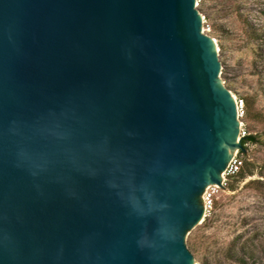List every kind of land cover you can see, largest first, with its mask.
I'll use <instances>...</instances> for the list:
<instances>
[{
  "label": "water",
  "instance_id": "water-1",
  "mask_svg": "<svg viewBox=\"0 0 264 264\" xmlns=\"http://www.w3.org/2000/svg\"><path fill=\"white\" fill-rule=\"evenodd\" d=\"M197 0H0V264H195L243 151Z\"/></svg>",
  "mask_w": 264,
  "mask_h": 264
},
{
  "label": "rangeland",
  "instance_id": "rangeland-1",
  "mask_svg": "<svg viewBox=\"0 0 264 264\" xmlns=\"http://www.w3.org/2000/svg\"><path fill=\"white\" fill-rule=\"evenodd\" d=\"M198 10L218 46L222 82L245 102L242 123L258 142L243 157L254 174L230 179L187 245L197 264H264V0H202Z\"/></svg>",
  "mask_w": 264,
  "mask_h": 264
},
{
  "label": "built area",
  "instance_id": "built-area-1",
  "mask_svg": "<svg viewBox=\"0 0 264 264\" xmlns=\"http://www.w3.org/2000/svg\"><path fill=\"white\" fill-rule=\"evenodd\" d=\"M202 0H197V6L200 5ZM237 109H238V118L241 121V136L240 138L244 141L248 136L247 132L244 129V124L242 120L246 116V106L245 102L242 100H237ZM249 144V143H248ZM247 144L243 146V151H238L233 160L231 161L227 171L223 174V186L219 187L217 185L210 186L207 188L203 195V204L205 207V216L206 218L210 215L211 211L215 206V200L221 191L225 190L228 187L230 179L236 178L245 165L244 154Z\"/></svg>",
  "mask_w": 264,
  "mask_h": 264
},
{
  "label": "trees",
  "instance_id": "trees-1",
  "mask_svg": "<svg viewBox=\"0 0 264 264\" xmlns=\"http://www.w3.org/2000/svg\"><path fill=\"white\" fill-rule=\"evenodd\" d=\"M257 137L255 136H249L247 137L244 141H243V146H245V144H257ZM248 163H245V167L242 169V171L240 172V174L238 175L241 179L246 178L247 176H252L254 174V168L252 165H247ZM256 182H254L255 184ZM242 264H247L245 261H242Z\"/></svg>",
  "mask_w": 264,
  "mask_h": 264
},
{
  "label": "bare ground",
  "instance_id": "bare-ground-1",
  "mask_svg": "<svg viewBox=\"0 0 264 264\" xmlns=\"http://www.w3.org/2000/svg\"><path fill=\"white\" fill-rule=\"evenodd\" d=\"M217 49H218V47H217ZM235 97V96H234ZM236 98V97H235ZM236 100H237V98H236ZM205 218H206V216L204 217V221H205ZM203 223V222H202ZM195 264H197L196 262H195Z\"/></svg>",
  "mask_w": 264,
  "mask_h": 264
}]
</instances>
